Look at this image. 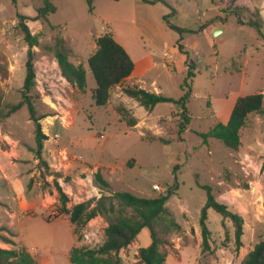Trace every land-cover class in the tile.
Masks as SVG:
<instances>
[{
	"label": "rangeland",
	"instance_id": "obj_1",
	"mask_svg": "<svg viewBox=\"0 0 264 264\" xmlns=\"http://www.w3.org/2000/svg\"><path fill=\"white\" fill-rule=\"evenodd\" d=\"M51 1L55 10L33 20L43 0H0V109L21 99L28 44L19 12L29 17L25 22L37 35L31 95L48 136L40 160L32 150L34 125L27 106L0 122V235L12 241L0 239V247L23 248L39 258L36 264H73L68 255L74 245L94 247L103 241L107 222L102 216L75 226L68 214L55 216V181L68 195L67 207L115 191L157 196L177 184L166 206L181 230L158 232L165 241L164 264H241L264 237V112L248 115L237 149L214 137L204 143L198 132L226 123L238 96L261 92L264 105V39L254 27L238 22L256 21L264 32V0H93L92 10L86 0ZM165 17L189 30L181 34L167 27ZM201 24L215 28L201 32ZM106 31L128 42L131 55L148 51L158 57L164 95L181 96L180 84L192 66L190 120L182 138L177 135L181 111L172 102L157 103L138 126H128L118 110L126 107L123 98H130L122 90L127 83L113 86L104 106L91 100L95 80L87 58L94 40ZM180 36L186 53L176 46ZM58 39L68 60L84 66L85 89L61 75L54 53ZM181 54L187 55L185 70L167 77L169 69L175 72L171 59ZM145 86L154 91L149 83ZM97 170L108 187L94 180ZM202 184L242 216L239 248L232 221L208 208L209 248L202 249L199 216L207 197ZM150 241L148 228H142L119 251L125 264H137L134 252ZM11 264L26 263L17 258Z\"/></svg>",
	"mask_w": 264,
	"mask_h": 264
},
{
	"label": "trees",
	"instance_id": "obj_2",
	"mask_svg": "<svg viewBox=\"0 0 264 264\" xmlns=\"http://www.w3.org/2000/svg\"><path fill=\"white\" fill-rule=\"evenodd\" d=\"M43 2L44 4L37 8V13L33 20L46 18L50 12L55 10V5L51 0H43ZM86 2L89 9L92 10L93 0H86ZM17 16L20 18L19 25L23 32L24 40L28 44L25 75L21 99L15 104L8 105L6 111L0 109V122L23 105L27 106L29 119L32 120L34 125L35 148H32V150L38 159L43 160L41 157L43 141L48 136L42 130L40 117L36 115L31 95L35 85L34 51L32 47L37 44V35L31 33L25 22V19L29 17L19 12ZM165 19L169 28L175 29L181 34L189 30L170 23L167 17ZM238 22L254 27L261 38L264 39V32L261 31L260 23L253 20L243 22L240 19H238ZM205 27L206 24H201L199 30H203ZM181 39L182 36L179 37L177 46L179 50L186 53L183 46L179 43ZM96 46V49L88 56L87 63L96 83V86L92 89V99L96 105L104 106L108 103L110 89L120 84L131 73L134 62L124 47L115 40L113 34L109 31L102 33L96 38ZM54 53L61 75L79 89H85L86 72L84 66L81 63L74 64L68 60L61 39L56 41ZM193 77L192 66L188 65L184 80L180 84L182 94L179 98H172L160 92L148 91L135 85H126L122 90L149 111L157 103L161 102H172L178 105L181 111V119L178 124L177 135L182 138L181 135L190 120L186 115V111L187 103L192 95L191 84ZM118 110L128 126L132 127L137 123V119L129 113L126 107L120 105ZM252 112H264L263 94L261 92L238 96L226 123L219 122L207 132H198V135L202 137L204 143L207 142L208 138L214 137L225 146L237 149L240 144L239 131L244 126L248 115ZM94 180L102 187L109 186L108 181L98 170L94 173ZM175 186V189L169 187L164 194L152 197L135 195L129 191H115L110 194H102L97 199L80 201L74 203L71 207H67L68 195L59 183L55 181L59 202L55 216L61 213L68 214V219L73 226L85 224L98 215L102 216L107 222L104 228L103 241L94 247L74 245L70 250L69 260L73 264H125L119 251L134 242L140 230L146 227L149 230L151 241L148 246L138 248L135 253L137 264H164L166 253L161 249V246L165 241L161 239L158 232L160 231L162 235L170 232H180L181 230V226L175 220L172 211L166 206L167 199L177 190V184ZM200 187L207 191L206 201L201 208L199 216L202 249L206 250L209 248L210 230L206 222L208 208H213L223 218H228L232 221L235 245L239 248L242 245V216L229 210L224 203L217 201L211 192L210 185L202 184ZM0 239L4 242L12 243L11 239L4 235H0ZM17 258H20L26 264H36L31 254L23 248L0 247V264H11ZM241 264H264V237L246 254Z\"/></svg>",
	"mask_w": 264,
	"mask_h": 264
},
{
	"label": "crops",
	"instance_id": "obj_3",
	"mask_svg": "<svg viewBox=\"0 0 264 264\" xmlns=\"http://www.w3.org/2000/svg\"><path fill=\"white\" fill-rule=\"evenodd\" d=\"M133 25L137 26L135 24V22H133ZM214 28L215 27L212 26V24H210L205 29L200 30V31L201 32H209L210 30H212ZM113 36H114L115 40L117 42H119L124 47V49L128 52V54L131 56V58L134 62V66H133L131 73L127 77H125L122 80V82L127 83L129 85L138 86V87L143 88L145 90H148L145 85L147 83H149L150 85L153 86L154 92H157V93L164 92V87L162 86V84H159V83H161L159 81V77L161 75V70H160L161 62L158 60V57L156 55H154L153 52H148V51L141 52L138 55L133 56V55H131V53L129 52L130 50H128L129 48L127 47L129 45V43L126 41L123 42L122 40H119L117 37H115L114 34H113ZM182 45H183V49H184V44H182ZM176 46H177V44H176ZM96 47H97L96 42L94 40V43L92 45L93 50H95ZM177 48H178V46H177ZM164 53H167V51H164L163 54ZM186 56H187L186 54H181V57L178 56L179 59H176V58L171 59V61H172L171 64L173 65V69H174L173 71H175V72L172 73L171 69H169L167 71V77H171L174 74H176L177 72L182 73L185 70V68H186L185 67ZM85 77H86V73H85ZM156 85H159V88H157ZM86 86H87V84H86ZM95 86H96V83H95ZM92 89L90 90V97H91V100L93 101ZM148 91H151V90H148ZM166 96H169V95H166ZM169 97H172V96H169ZM124 98H127V97H124ZM124 98L122 101L126 102V104H125L126 107L132 111V115L137 119V123L135 124V126H138L141 123V120L143 119V117H145L147 115V113L149 114V112L152 109L150 111H148L144 106L137 105L139 103L131 97L129 98V100L124 99ZM108 103H109V101H108ZM135 253L136 252H134V254ZM33 257L36 260V262L38 263L39 258L35 257V256H33ZM68 258H69V255H68Z\"/></svg>",
	"mask_w": 264,
	"mask_h": 264
},
{
	"label": "built area",
	"instance_id": "obj_4",
	"mask_svg": "<svg viewBox=\"0 0 264 264\" xmlns=\"http://www.w3.org/2000/svg\"><path fill=\"white\" fill-rule=\"evenodd\" d=\"M153 188L156 189V190H160L161 188L159 187V185L157 184H153Z\"/></svg>",
	"mask_w": 264,
	"mask_h": 264
},
{
	"label": "water",
	"instance_id": "obj_5",
	"mask_svg": "<svg viewBox=\"0 0 264 264\" xmlns=\"http://www.w3.org/2000/svg\"><path fill=\"white\" fill-rule=\"evenodd\" d=\"M218 32H219V30H216V31H215V33H218Z\"/></svg>",
	"mask_w": 264,
	"mask_h": 264
}]
</instances>
